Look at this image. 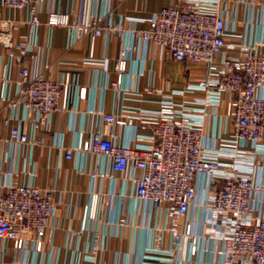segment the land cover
Returning <instances> with one entry per match:
<instances>
[{"label": "built area", "instance_id": "2783aa9c", "mask_svg": "<svg viewBox=\"0 0 264 264\" xmlns=\"http://www.w3.org/2000/svg\"><path fill=\"white\" fill-rule=\"evenodd\" d=\"M45 1L0 0L9 10L28 9L26 24L34 36L32 42L16 39L11 19L0 25L7 58L0 57V130L8 127L7 140L14 144L43 143L37 130L50 129L54 112H67L72 96L86 98L88 92L72 82L70 70L54 78L30 68ZM231 5V0H170L145 19L144 28L136 17L126 18L128 26L114 22L110 9L101 16L95 10L85 21L66 11L48 13L46 23L70 28L74 40L86 35L108 40L112 34L120 40L113 75L103 86L117 94L120 108L90 110L101 118L98 127L81 126L74 144L59 147L66 159L98 158L94 176H108L107 168L122 174L121 194L129 190L143 206L142 226L152 234L141 264H264V181L255 178L264 161V40L230 28ZM150 44L177 62L205 69L189 72L180 86L171 78L135 86L130 79L147 71L135 51L143 48L144 59ZM149 95L158 97L156 106L133 105ZM17 108L25 121L33 120V136L21 128V119L12 124ZM104 124L123 134H107ZM99 198L92 193L84 207L81 230L96 221ZM56 209L51 192L37 184L0 185V240H12L20 251L31 243L42 252L53 240ZM99 251L93 242L79 264H98ZM0 264L26 262L0 255Z\"/></svg>", "mask_w": 264, "mask_h": 264}, {"label": "crops", "instance_id": "0c3cea01", "mask_svg": "<svg viewBox=\"0 0 264 264\" xmlns=\"http://www.w3.org/2000/svg\"><path fill=\"white\" fill-rule=\"evenodd\" d=\"M170 0H46L40 14L42 24L37 30V43L29 56L30 68H41L46 75L60 78L63 70H70L74 84L87 87L86 98H70V110L54 112L50 129L41 128L37 134L43 143L14 144L7 140L9 128L0 130V185L11 180L30 182L48 190L57 204L56 230L52 242H46L42 252H36L29 243L24 251L14 246L12 240H0V255L8 261L23 260L26 264H79L93 242L99 247L98 264H141L142 252L150 246L152 234L142 226L143 206L138 204L128 190L121 194L122 174L109 171L108 176L93 175L99 164L98 158L75 154L66 159L60 145L70 146L76 141V132L81 126L98 127L101 118L90 110L103 109L114 112L121 102L112 90L104 92L106 76L114 72L120 40L112 34L108 40L90 35L74 40L72 31L64 26H49L48 13L61 10L70 12L72 19L85 21L97 10L101 16L110 9L109 16L114 22L128 26L127 17L139 18L138 26H147L146 18L166 6ZM228 15L230 28L245 32L255 40H264V0H231ZM28 9L9 10L0 3V25L11 19L15 22L16 39L32 42L26 20ZM109 19V17H108ZM33 36V37H32ZM143 48L135 51L142 58ZM0 57L6 58V49L0 44ZM144 62L146 74L130 79L140 88L151 82L162 83L166 78L174 80L176 86L182 85L189 72L200 74L204 66L194 63H180L156 45L150 44ZM132 70L136 68L131 66ZM14 72V71H13ZM15 84H11V90ZM157 96H146L143 102L133 105L156 106ZM2 101L0 99V107ZM12 124L19 123L21 128L33 136V120H24V110L17 108ZM107 134L122 133L120 127L104 124ZM117 179L116 182L113 180ZM255 178L264 181V161L256 168ZM113 179V180H112ZM99 193L97 218L87 230H81L84 207L90 202L92 193ZM259 198V196H258ZM264 201V196H261ZM262 201V202H263ZM137 203V204H136ZM139 208V209H138ZM200 212L196 210V215ZM124 222L122 223V220ZM169 237L162 246L169 247Z\"/></svg>", "mask_w": 264, "mask_h": 264}]
</instances>
